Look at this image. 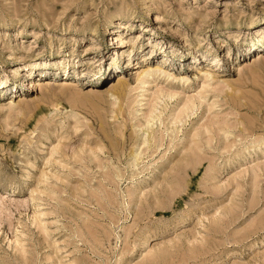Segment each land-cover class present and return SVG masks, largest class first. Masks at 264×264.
I'll use <instances>...</instances> for the list:
<instances>
[{
  "label": "rangeland",
  "instance_id": "374dc122",
  "mask_svg": "<svg viewBox=\"0 0 264 264\" xmlns=\"http://www.w3.org/2000/svg\"><path fill=\"white\" fill-rule=\"evenodd\" d=\"M0 264H264V0H0Z\"/></svg>",
  "mask_w": 264,
  "mask_h": 264
},
{
  "label": "bare ground",
  "instance_id": "6f19581e",
  "mask_svg": "<svg viewBox=\"0 0 264 264\" xmlns=\"http://www.w3.org/2000/svg\"><path fill=\"white\" fill-rule=\"evenodd\" d=\"M121 27V26H120ZM148 69H151V68H147V69H145V70H143L144 72H146ZM150 72V71H149Z\"/></svg>",
  "mask_w": 264,
  "mask_h": 264
}]
</instances>
